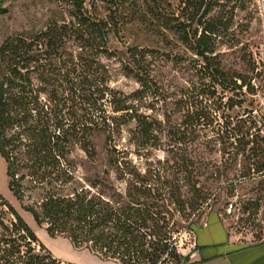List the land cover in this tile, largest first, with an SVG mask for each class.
Wrapping results in <instances>:
<instances>
[{
	"label": "rangeland",
	"instance_id": "374dc122",
	"mask_svg": "<svg viewBox=\"0 0 264 264\" xmlns=\"http://www.w3.org/2000/svg\"><path fill=\"white\" fill-rule=\"evenodd\" d=\"M205 2L206 11L184 0H83L91 15L113 21L110 56L72 39L51 55L45 40L30 50L40 101L65 127L88 124L87 150L75 144L70 153L76 174L106 173L121 190L144 177L154 188L149 202L171 227L175 248L163 264L190 263L189 225H201L208 211L218 212L237 243L264 239V0ZM0 9V45L8 37L29 41L73 18L62 0H0ZM204 28L209 65L194 50ZM213 66L226 74L225 88ZM0 194L57 259L114 263L37 225L9 191L1 156Z\"/></svg>",
	"mask_w": 264,
	"mask_h": 264
},
{
	"label": "trees",
	"instance_id": "16d2710c",
	"mask_svg": "<svg viewBox=\"0 0 264 264\" xmlns=\"http://www.w3.org/2000/svg\"><path fill=\"white\" fill-rule=\"evenodd\" d=\"M62 1L71 5L72 19L48 25L29 41L8 37L0 45V156L5 161L8 189L37 225H45L51 237H66L74 247L120 264H163L175 248L170 243L171 227L149 202L155 197L154 188L144 177L127 180L121 190L106 173L92 178L77 175L79 162L70 153L75 144L87 150L88 124L76 120L65 127L63 116L42 103L40 89L33 87V44L45 40L44 52L51 55L66 39H72L98 54H112L107 37L113 21L91 15L83 0ZM197 3L198 8L206 5L207 10L205 0H184L185 7ZM206 34L204 28L195 39L194 50L209 65ZM183 38L190 41L187 35ZM212 70L220 77L215 82L225 88L226 74L217 66ZM234 82L227 80V84ZM105 112L100 113L101 120L108 118ZM189 226L193 232L198 227ZM0 264H69L50 253L1 194Z\"/></svg>",
	"mask_w": 264,
	"mask_h": 264
},
{
	"label": "crops",
	"instance_id": "0c3cea01",
	"mask_svg": "<svg viewBox=\"0 0 264 264\" xmlns=\"http://www.w3.org/2000/svg\"><path fill=\"white\" fill-rule=\"evenodd\" d=\"M194 243L195 249L190 256L193 264H264V241L247 245L237 243L217 211L206 213L204 222L194 232Z\"/></svg>",
	"mask_w": 264,
	"mask_h": 264
}]
</instances>
